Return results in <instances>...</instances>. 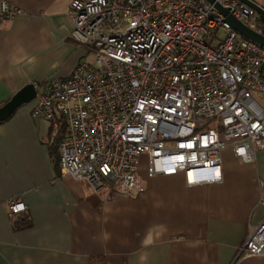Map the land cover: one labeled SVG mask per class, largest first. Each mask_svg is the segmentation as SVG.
Wrapping results in <instances>:
<instances>
[{"label":"built area","instance_id":"1","mask_svg":"<svg viewBox=\"0 0 264 264\" xmlns=\"http://www.w3.org/2000/svg\"><path fill=\"white\" fill-rule=\"evenodd\" d=\"M215 4L264 35L241 0H70L71 37L92 61L48 79L33 117L61 126L62 175L99 191L136 196L139 175L183 172L186 184L221 181V150L243 161L264 149V46L243 36ZM7 0L0 18L25 15ZM264 203V201H262ZM12 215L26 209L7 203ZM264 255V216L235 256Z\"/></svg>","mask_w":264,"mask_h":264},{"label":"crops","instance_id":"2","mask_svg":"<svg viewBox=\"0 0 264 264\" xmlns=\"http://www.w3.org/2000/svg\"><path fill=\"white\" fill-rule=\"evenodd\" d=\"M7 1L26 14L0 18V106L89 55L71 37L70 0ZM35 102L0 121V264H264V255L235 259L264 216V149L243 161L224 147L219 182L148 177L145 162L142 193L95 191L59 172L62 125L33 117ZM10 199L26 209L12 215Z\"/></svg>","mask_w":264,"mask_h":264},{"label":"water","instance_id":"3","mask_svg":"<svg viewBox=\"0 0 264 264\" xmlns=\"http://www.w3.org/2000/svg\"><path fill=\"white\" fill-rule=\"evenodd\" d=\"M209 2H214V0H207ZM246 5L253 8L257 14L264 19V8L256 3L254 0H241ZM219 11L226 16V20L230 23L232 28L238 31L243 36L257 42L258 44L264 46V35L258 33L257 31L247 27L238 19L234 18L226 8L215 4ZM264 67V65H263ZM37 90L33 83H27L21 89H19L16 93H14L8 101H6L3 105L0 106V121L6 119L10 116L17 107L21 104L26 103L33 98H35Z\"/></svg>","mask_w":264,"mask_h":264},{"label":"rangeland","instance_id":"4","mask_svg":"<svg viewBox=\"0 0 264 264\" xmlns=\"http://www.w3.org/2000/svg\"><path fill=\"white\" fill-rule=\"evenodd\" d=\"M85 58H86L88 61H92L93 58H94V54L90 53V54L87 55ZM254 96L256 97V99H257L259 102H261L262 104H264V94H261V93H257V92H255V93H254ZM145 162H146L145 158H144V157H141V161H140L139 166H140V167H145Z\"/></svg>","mask_w":264,"mask_h":264},{"label":"trees","instance_id":"5","mask_svg":"<svg viewBox=\"0 0 264 264\" xmlns=\"http://www.w3.org/2000/svg\"><path fill=\"white\" fill-rule=\"evenodd\" d=\"M257 21L259 24L264 25V19L262 17H258ZM56 150H57V143H56ZM57 153H58V151H57Z\"/></svg>","mask_w":264,"mask_h":264}]
</instances>
